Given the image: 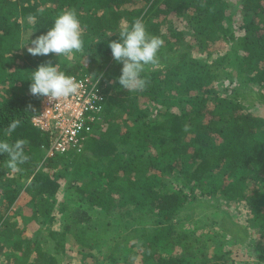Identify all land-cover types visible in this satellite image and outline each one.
<instances>
[{
	"label": "trees",
	"instance_id": "obj_1",
	"mask_svg": "<svg viewBox=\"0 0 264 264\" xmlns=\"http://www.w3.org/2000/svg\"><path fill=\"white\" fill-rule=\"evenodd\" d=\"M68 10L83 29L75 55L86 63L28 53L35 38L27 34H47ZM159 17L175 18L167 33ZM137 18L164 44L160 67L142 73L146 89L128 92L118 83L122 69L109 66V44ZM220 42L229 49L215 57ZM49 61L68 76L102 74L107 100L81 152L44 160L52 136L33 123L43 97L30 93V77ZM246 86L264 91V0H0V141L27 140L30 157L12 173L0 155V264H61L67 232L79 264H250L212 259L177 231L185 210L211 206L204 198L213 196L243 202L264 238V116L244 105ZM15 119L21 124L7 136ZM64 185L79 194L80 211L59 232ZM96 213L116 216L113 244L87 236ZM45 230L55 253L44 246Z\"/></svg>",
	"mask_w": 264,
	"mask_h": 264
},
{
	"label": "rangeland",
	"instance_id": "obj_2",
	"mask_svg": "<svg viewBox=\"0 0 264 264\" xmlns=\"http://www.w3.org/2000/svg\"><path fill=\"white\" fill-rule=\"evenodd\" d=\"M160 24L161 31L167 33L168 24L175 18H170L168 21L162 18H157ZM127 25L122 22V27ZM184 27V26H183ZM182 28L178 25L177 29ZM27 40L37 38L35 35L27 34ZM229 49V46L223 42L215 43L213 45V52L215 57L220 56ZM74 53L71 56H67L70 61L86 63V58L82 59ZM159 63L161 53L158 52ZM110 67L116 69H122L123 64L118 63L115 59L111 60ZM148 66H146L147 68ZM150 67H153L150 65ZM95 71H100L101 68L93 66ZM83 72L80 71L79 74ZM221 79H219V82ZM244 90L243 103L255 115L264 116V91L253 89L246 86ZM142 101V99H141ZM155 117V116H154ZM176 186V183L174 185ZM187 191V190H185ZM60 200L66 205V212L62 215L59 222L55 225V230L64 232L63 227L67 224H71L75 216L80 211V205L78 203L79 194L72 188L64 185L62 192L60 193ZM211 198V199H210ZM204 198L211 206H205L200 204H194L191 208L185 210L180 219H177V231L189 235L191 240L188 243L193 242L197 251L201 250L206 253L208 257H216L219 261H236L238 263H250V264H263L257 258V252L264 249V238L257 228L252 227L247 222L251 217L250 209L245 206L243 202L240 203H226L224 199L217 197ZM16 207L13 208V211ZM117 218L115 215L106 214H93L92 221L84 226L87 231V236L101 239L109 244H113L120 237V230L116 226ZM143 224H149V220H141ZM238 228H246L247 235L238 233ZM28 232L26 235L30 234ZM125 235V233H123ZM204 235V236H203ZM41 236L44 238V246L47 250L55 253L54 246L55 240L50 238L48 232L45 230ZM66 252L60 257L61 264H79V258L77 257V246L75 238L71 235V232H67ZM129 236L128 238H130ZM132 243V242H131ZM190 245V244H189ZM256 251V252H254ZM86 264H91L87 262Z\"/></svg>",
	"mask_w": 264,
	"mask_h": 264
},
{
	"label": "clouds",
	"instance_id": "obj_3",
	"mask_svg": "<svg viewBox=\"0 0 264 264\" xmlns=\"http://www.w3.org/2000/svg\"><path fill=\"white\" fill-rule=\"evenodd\" d=\"M35 19L33 15L28 17L30 22H34ZM82 35L83 29L75 10H68L57 16L47 34L32 40V46L28 47L27 51L32 56H47L50 53L71 56L83 51ZM119 37V42L109 44L115 61L123 64L118 83L128 92L143 91L149 81L142 77V73L146 66L160 67L157 54L164 41L159 36L150 35L139 18L135 19L130 27L125 25ZM30 80L32 81L30 93L34 96L47 97L49 101L66 100L78 94L81 88V83L74 76H68L60 71L59 64L52 66L51 61L41 64L32 72ZM20 124V120H13L5 129V134L11 136ZM28 143L25 139H17L11 144L0 141V155L7 154L5 166L12 173L22 172L19 166L30 159L25 154V146Z\"/></svg>",
	"mask_w": 264,
	"mask_h": 264
},
{
	"label": "built area",
	"instance_id": "obj_4",
	"mask_svg": "<svg viewBox=\"0 0 264 264\" xmlns=\"http://www.w3.org/2000/svg\"><path fill=\"white\" fill-rule=\"evenodd\" d=\"M74 77L81 83L78 94L58 102L43 97L39 115L33 120L37 128L52 136L49 147L43 148L44 160L68 152H81L94 133L92 125L104 118L107 97L102 74Z\"/></svg>",
	"mask_w": 264,
	"mask_h": 264
}]
</instances>
